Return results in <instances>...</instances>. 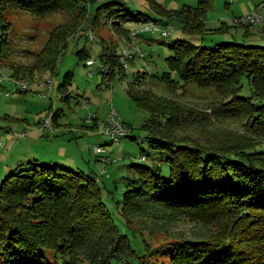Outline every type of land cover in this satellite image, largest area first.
Returning <instances> with one entry per match:
<instances>
[{"label":"trees","instance_id":"obj_1","mask_svg":"<svg viewBox=\"0 0 264 264\" xmlns=\"http://www.w3.org/2000/svg\"><path fill=\"white\" fill-rule=\"evenodd\" d=\"M94 2L0 0V61L12 69L15 78L19 76L16 69H23L4 61L11 53L6 36L10 25L4 18L7 6L41 15L58 7L74 11L68 28L58 26L49 36L30 66V74L53 69L67 37L81 28L77 24L86 19L89 4ZM146 2L165 23L175 18L187 33L203 32L212 5V0H198L195 6L168 9L157 0ZM94 5L112 18L117 33L124 31L121 35L128 37L120 22L129 18L124 1L99 0ZM93 13L91 23L96 25L99 17ZM130 13L137 21L158 18L137 16L134 10ZM110 45L108 51L99 52V59L107 65L106 74L116 68L124 76L121 53ZM170 47L165 82L174 88L185 87L188 81L226 87L228 96L222 102L228 108L235 100L241 103L243 114L250 115L248 123L256 126L253 133L263 139L249 135H242L239 143L196 139L186 126L201 125L186 118L185 107L178 101L152 88L144 89L145 71L137 70L125 89L135 101L164 117L168 131L155 136L152 146L165 160L167 170L158 163H133L137 173L126 180L118 209L125 230L115 224L93 174L32 161L0 181V264H264V146L257 147L264 141V44L236 40L204 44L176 38ZM78 54L87 51L82 48ZM173 71L180 81L170 76ZM69 74L58 90H66ZM243 79L251 89L246 96L238 94ZM135 208L187 212L203 229L196 238L171 243L168 251L162 246H146L141 231L128 225L129 210Z\"/></svg>","mask_w":264,"mask_h":264},{"label":"rangeland","instance_id":"obj_2","mask_svg":"<svg viewBox=\"0 0 264 264\" xmlns=\"http://www.w3.org/2000/svg\"><path fill=\"white\" fill-rule=\"evenodd\" d=\"M98 1L89 4L86 19L77 24L81 28L67 37L66 46L56 58L53 69H39L30 74L29 68L34 65L49 36L58 26L68 28L74 11L71 7H58L41 15L12 6L5 9L4 18L10 25L6 36L11 53L4 61L23 69H16L19 74L16 77L19 79H16L12 69L0 61V181L32 161L53 162L91 173L101 186V197L115 224L124 231L125 222L118 209L126 180L137 173L133 163L150 166L158 163L163 171L167 170L165 160L152 143L155 136L169 128L164 117L152 113L131 97L125 83L137 70L145 71L147 82L141 84L142 87L152 88L185 107L186 118L201 125L197 128L186 126L188 133L197 135L195 138L198 140L217 143L227 139L228 142L239 143L242 135L257 136L258 141L262 140V136L253 133L256 126L248 123L250 115L246 117L243 114L241 103L235 100L228 108L227 103L222 102V98L228 96L226 87H209L188 81L185 87L174 88L163 79L168 71L165 58L172 53L170 44L176 38L213 44L222 41L223 37H231L228 36L231 34L233 40L242 43L264 44V17L262 13L261 21L251 23L246 27L247 31L243 25L235 23L234 16L246 15L260 0H212L205 15L203 32L187 33L182 31L175 18L165 23V19L154 12L146 0H122L129 18L121 20V26L127 29L128 37L137 29L135 38L129 40L121 35L124 31L117 33L111 25L112 18L106 17L101 8L94 9ZM157 1L168 9H181L198 3V0ZM263 9L264 6L261 12ZM132 10L137 16L158 17V29L139 28L143 21L130 18ZM93 12L99 17L96 25L91 23ZM86 30L91 31L92 38ZM161 30H167V33L163 34ZM109 43L116 53L127 51L131 54L124 58L127 64L126 68L123 66L124 76L116 68L112 74H106L100 67L99 52L108 51ZM104 45L108 47L103 48ZM82 48L87 54L80 56L78 50ZM86 58H91L92 63L86 64ZM68 72L69 83L66 90L60 91L58 86ZM170 76L180 79L174 71ZM244 79L238 94L246 96L251 89ZM22 80L29 84L25 89L20 87ZM235 105L237 108H233ZM45 118L51 128L43 126ZM115 120L126 131L118 134L117 142L112 141L106 131ZM95 146L104 147V151H95ZM263 146L264 141L257 145L258 148ZM142 154L145 158H141ZM104 155L114 161L104 164L101 159ZM102 169L103 174H99ZM189 214L169 208H135L129 210L128 225L141 231L146 246H162L164 251H168L171 243L196 238L202 232V223L193 220Z\"/></svg>","mask_w":264,"mask_h":264},{"label":"built area","instance_id":"obj_3","mask_svg":"<svg viewBox=\"0 0 264 264\" xmlns=\"http://www.w3.org/2000/svg\"><path fill=\"white\" fill-rule=\"evenodd\" d=\"M263 6H264V0H260V3L257 4L250 12L246 13V15L234 17L233 20L235 22H242V23L243 22H246V23H250V24L251 23H254V22H258L259 23L261 21V18H262L261 8ZM139 28L149 29V30H155V29H158V24H157L156 20L147 19V20L143 21L142 25H140ZM136 30L137 29H134L131 32V36L130 37H127V36H125V37L127 39H129V40H133L135 38V36H136ZM161 32L163 34H166L167 33V30H161ZM77 33H78V31H77ZM262 33L264 34V30H262ZM86 34L88 36H90V38L93 37V35H92V33H91L90 30H86ZM140 54H142V53L140 52ZM130 56H131V54L129 52H127V51H124L123 54L121 53V57H120L121 60L120 61H122V65L124 64L123 66H125V68H126L127 64H126V61L124 60V58L130 57ZM91 61H93L91 58H87L85 60L86 64L92 63ZM100 67L102 69H104V72L107 71V66H106L105 62L104 63L101 62L100 63ZM126 84L127 83H125L124 87H126ZM28 85L29 84H28L27 81H25V80L24 81L23 80L20 81V87L22 89L27 88ZM42 124H43V126H47V127L51 128V125L48 123V119L47 118H45V120H43ZM123 130L124 129L121 127V124L118 123L116 120L112 124L110 123V125L106 128V131H108L109 134H110L111 140L114 141V142H117L119 140L118 134H121V132L122 133H125L126 132V131H123ZM94 149H95V151H104V147H101V146H95ZM141 158H145V155L142 154L141 155ZM101 159H102V161H103L104 164L105 163H108V161L109 162H112V160L114 161V159H111L108 155L101 156ZM103 171H104L103 169L100 170V173L99 174H103Z\"/></svg>","mask_w":264,"mask_h":264},{"label":"crops","instance_id":"obj_4","mask_svg":"<svg viewBox=\"0 0 264 264\" xmlns=\"http://www.w3.org/2000/svg\"><path fill=\"white\" fill-rule=\"evenodd\" d=\"M263 17H264V9H263ZM234 17H236V16H234ZM205 18H206V16H205ZM236 24H241V25H243L244 26V28L247 30V28L246 27H250V24H247L246 22H243V23H239V22H235ZM223 28H224V26H223ZM248 31V30H247ZM246 31V32H247ZM225 36H227V35H225ZM228 36H231V37H223L221 40H233V38H232V35L230 34V35H228ZM212 40H214V39H212Z\"/></svg>","mask_w":264,"mask_h":264}]
</instances>
